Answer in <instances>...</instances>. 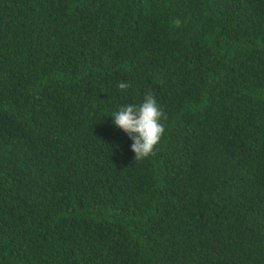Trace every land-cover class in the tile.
I'll return each mask as SVG.
<instances>
[{"label": "trees", "instance_id": "1", "mask_svg": "<svg viewBox=\"0 0 264 264\" xmlns=\"http://www.w3.org/2000/svg\"><path fill=\"white\" fill-rule=\"evenodd\" d=\"M0 264H264V0H0Z\"/></svg>", "mask_w": 264, "mask_h": 264}, {"label": "clouds", "instance_id": "2", "mask_svg": "<svg viewBox=\"0 0 264 264\" xmlns=\"http://www.w3.org/2000/svg\"><path fill=\"white\" fill-rule=\"evenodd\" d=\"M128 87L127 83L118 84L120 90ZM111 117L114 128L122 131L131 141L129 147L135 159H144L154 154L165 132L162 121L167 117L152 94L146 95L139 105L120 107ZM115 147L119 149L120 145L117 143Z\"/></svg>", "mask_w": 264, "mask_h": 264}]
</instances>
